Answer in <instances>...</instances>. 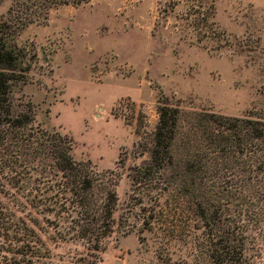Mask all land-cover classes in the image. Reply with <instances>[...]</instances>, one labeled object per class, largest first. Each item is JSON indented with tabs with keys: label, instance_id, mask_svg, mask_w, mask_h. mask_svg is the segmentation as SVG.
Instances as JSON below:
<instances>
[{
	"label": "rangeland",
	"instance_id": "374dc122",
	"mask_svg": "<svg viewBox=\"0 0 264 264\" xmlns=\"http://www.w3.org/2000/svg\"><path fill=\"white\" fill-rule=\"evenodd\" d=\"M18 1L0 0V24ZM61 1L34 6L36 21L15 33L33 64L14 92L76 160L121 174L116 218L132 229L106 241L98 264H211V231L242 241L239 264H264V194L243 190L241 163L211 174L197 126L212 113L264 114V0ZM167 102L180 109L173 163L139 174ZM0 199L21 215L1 187ZM38 225L53 255L68 256Z\"/></svg>",
	"mask_w": 264,
	"mask_h": 264
},
{
	"label": "trees",
	"instance_id": "16d2710c",
	"mask_svg": "<svg viewBox=\"0 0 264 264\" xmlns=\"http://www.w3.org/2000/svg\"><path fill=\"white\" fill-rule=\"evenodd\" d=\"M48 3L19 0L0 24V187L18 203L17 210L22 207L19 215L0 199V264H98L106 241L116 231L127 234L132 229L118 225L116 218L121 174L100 172L90 161L76 160L71 140L38 126L32 105L14 92L26 83L33 64L14 35L36 21L34 6L42 4L48 13ZM179 124L180 109L161 103L150 161L137 167V173L158 174L172 165ZM197 126L206 141L200 151L211 154V174L220 178L216 165L224 163L225 175H232L233 165L241 163L243 190L256 188L264 194V114L232 118L212 113ZM142 179L135 176L133 181L140 184ZM41 222L52 230L53 240L69 247L68 256L53 255L38 232ZM211 232V264H239L242 241L230 232Z\"/></svg>",
	"mask_w": 264,
	"mask_h": 264
}]
</instances>
